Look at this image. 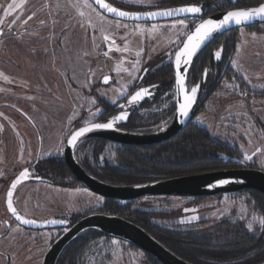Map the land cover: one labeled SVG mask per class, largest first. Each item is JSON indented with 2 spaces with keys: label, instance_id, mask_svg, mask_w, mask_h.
<instances>
[{
  "label": "rangeland",
  "instance_id": "obj_1",
  "mask_svg": "<svg viewBox=\"0 0 264 264\" xmlns=\"http://www.w3.org/2000/svg\"><path fill=\"white\" fill-rule=\"evenodd\" d=\"M112 1L129 7H157L170 0ZM214 1L229 6L235 0ZM196 21L127 22L109 18L90 0H0V29L4 31L0 36V237L8 230L0 238V264L7 261L3 251L10 256L8 264H42L57 234L56 230L30 231L11 220L5 202L16 174L37 157L59 156L70 132L98 116L100 99L114 102L129 92L144 68L171 63ZM226 38L236 43L233 74L194 119L233 146L248 167L264 170V94L255 93L264 89V23L240 27ZM106 76L111 81L102 82ZM247 198L246 192L207 199L143 197L135 206L155 213V219L179 218L157 221L228 220L237 222L236 228L244 224L248 232L260 233L264 216L251 213ZM103 201L80 187L37 182L21 183L15 196L16 206L34 220L52 219L58 210L81 213L85 206L96 208ZM207 227L211 237L218 235L227 242L236 232L227 225L219 230L212 224ZM94 241L92 264H152L143 251L126 242Z\"/></svg>",
  "mask_w": 264,
  "mask_h": 264
},
{
  "label": "flooded vegetation",
  "instance_id": "obj_2",
  "mask_svg": "<svg viewBox=\"0 0 264 264\" xmlns=\"http://www.w3.org/2000/svg\"><path fill=\"white\" fill-rule=\"evenodd\" d=\"M184 4H195V5L202 4V15L199 17H191V18L197 19L196 23L200 19L220 11L217 9L216 11L211 12L212 10H209L208 7L204 9L203 3H188L186 1L185 3H173L171 0L167 4L157 6V7L178 6V5H184ZM215 4L217 6L220 5L219 3H215ZM157 7H136V8H127V9L140 10V9H150V8H157ZM208 12H210V14H208ZM180 19H187V18H180ZM173 20H177V19H173ZM169 21H172V20L159 21V22H140V23L154 24V23H164V22H169ZM3 32L4 31L0 29V36L2 35ZM225 33H223V35L221 34L218 37H216L200 53L199 57L201 56V61L205 63V65L203 68L204 70L203 72H201L199 77L194 79V77H192L193 74H191V76L189 74L188 76L189 89L197 84L200 85V89H199V92H198V95H197V98L194 104V114H193L192 119L175 137L168 139L166 141H162L160 143L148 145V146L124 144V143L112 141L109 139H105L102 137H92V138L83 139L76 145V157L79 163L84 167V169L87 172L94 175L95 177L105 182L115 184V185H131V184L147 183V182L156 181L159 179L169 178L167 177L168 174L165 173L167 171L160 170V169H151V170L148 169L147 170L144 166H141L138 163V158L140 156H144V157L151 156L153 154L152 152L153 150H156L158 147L164 146V145H165L164 150L167 152H164L163 155L168 157V150H167L166 145H168L170 141L176 138L188 125L192 123H197L201 125L202 127L206 128L208 133L212 136V138L218 141H222L218 136L213 135L210 132V129L205 124L196 121L194 118L197 117V115L199 114L201 109L204 108V105L208 102V100L212 98V95L216 92V90L220 88L225 78L230 76L229 70H231L232 68L231 64L233 60L235 47L233 44L230 45L231 44L230 39L226 38L227 34ZM217 51L221 52V55L219 58L215 56V53ZM209 53L211 54L209 55ZM163 66L164 65L158 66L156 69L152 68V66H148L144 68L142 72L138 74V77L136 78V80H134L135 82H133V84L130 86L129 92L117 98L114 102L100 99V102H98V108H100L101 110L98 116L92 121H87L85 123L77 125L74 129H76L77 127L81 125L92 123V122H108L113 116L118 115L121 111H125V110L129 111L127 119L123 121L114 122V126L119 129L130 131V132H137V133H151V132H158V131H161L167 128L172 122L173 117L176 112L175 77H174V72H173V64H172V71L169 73L162 71L164 68ZM102 77H104V75ZM109 81H111V77ZM138 89H147L149 94L145 95L144 98L140 100L139 102L128 106V104L125 102L127 101L128 97ZM255 93L258 95H263L264 89L263 91H259ZM121 105H125L127 107L121 108L120 107ZM66 141L62 148V153L59 156L52 155L46 159L42 157L40 158L37 157L35 161L23 167L16 174V176L20 172L27 169L28 178L23 182L48 183L53 187L58 186L62 188H76V187L79 188L80 187L82 188V190L86 192L88 191L91 194H94L102 198L104 200L103 201L104 204H101L100 206L96 208H92L90 205L85 206L84 208L85 210L82 211L81 213L77 211H69V210L59 211L58 210V212L56 213V216H54L52 219H45V220H39V221L58 220L62 222V224L55 226V227H46V228H41V229L31 228V227L22 225L10 214L8 208L6 207L7 211L10 214L11 220L13 219L21 227L25 229H28L30 231H43V230H47V231L56 230L57 231V234L52 238L51 242L49 243L47 250L49 249L51 244L56 240V238L59 237L67 228H69L74 223H76L77 221H79L80 219H82L83 217L91 213H109V214H115V215L122 216L126 219H129L133 221L134 223L142 226L144 229H146L151 235H153L156 239H158L161 243H163L166 247H168L175 254H177L183 259L191 263H194V264H216V261L211 258V255L204 254L202 250L207 249L206 251H210L212 249L217 250L218 248L219 249L225 248L227 243H230L232 246H234L237 241L236 238L239 239V237H237L239 233L238 231L244 232V239L253 240L255 238L260 237V235L262 234V232L260 233L248 232L246 228L247 226H245L244 224H243L244 227L236 228L237 222L230 223L228 220L226 221L223 220L221 222H216V223H207L206 222L207 218H205L202 220L198 219V220L187 221V222H180V223L178 222L174 224H171L170 222L157 221V219H161V220L163 219L166 221V220H173V219H179V218L162 216V217H157L155 219V217L153 216V214L155 213L140 209L138 208V206H135L138 199L143 198V197H162L164 196V197H181V198L182 197H192V198H197V199H207V198H212L217 195L188 196V195H173V194H157V195H144V196L131 199V200H121V199L108 198L101 194H98L97 192L92 191L91 189L86 187L84 184H82L80 181H78L73 175L72 173L73 171L69 168V166L67 165L65 161L64 147L66 145ZM223 144H227V143L223 142ZM131 148H134L137 152L127 153L126 150H130ZM42 150L43 148L41 149V152H43ZM226 151H223L224 153L222 152L223 153L222 156H224L225 158L234 156L235 158L241 159L243 161V159L239 156V154L237 155L234 152L235 150L233 151L232 149L231 151H228V150ZM106 154H108V157L106 156ZM138 167H141V168H138ZM112 172H145V173H140L142 174V176L139 178L140 179L139 181L137 180L136 181H132V180L122 181L119 179L110 178V176L113 177L112 175H109V174H112ZM16 193H15V196H16ZM218 195H221V194H218ZM15 196H14V201H15ZM111 204L115 205V207L118 208L116 213L111 212V209L109 208V205ZM18 210L23 215H25L24 214L26 212L25 210L21 208H18ZM118 213H122V214L124 213L127 216H124ZM139 213H142V214L148 213L149 216H146V218L143 220L137 219L136 214H139ZM160 214H167V213L161 212ZM169 214H172V213L169 212ZM209 224H212L218 230L220 229V227L223 228L226 225L232 226L236 228V232L232 233L231 241H228V242L223 241V238L218 237V235L217 237L210 236L209 231L207 230L208 229L207 226ZM243 229H245V231ZM90 230H95V229H89L84 232L90 233ZM7 233H8V230L2 233L0 238L3 237L2 235L5 236ZM87 233L84 236V241H81L83 237H81V234H79L74 240H72L64 248L61 255L59 256L57 264H62V263H59V260L64 254V252L66 251V249L68 248H70V251L75 253L74 256L72 257V262H73L72 264H92L91 262L92 256L90 252V247L92 243L90 239L91 235H87ZM178 233H180L183 236L182 239H185L184 243L180 242L179 252L171 248L165 242L166 240H171V238H173L172 236L167 237L166 235L168 234L175 235ZM95 236H96V239L97 238H100V239L101 238H110V239L112 238V239H117L119 241L126 242L130 246L143 251L146 254V256L149 259H151L150 253L142 250L141 248L135 246L134 244L130 242H127L125 240H122L116 237L108 236L104 233H99V234L96 233ZM1 251L2 250H0V254L2 253ZM3 253L5 254V257H7L6 259L7 261L5 264H8L10 261V256L7 255V253L4 251Z\"/></svg>",
  "mask_w": 264,
  "mask_h": 264
},
{
  "label": "water",
  "instance_id": "obj_3",
  "mask_svg": "<svg viewBox=\"0 0 264 264\" xmlns=\"http://www.w3.org/2000/svg\"><path fill=\"white\" fill-rule=\"evenodd\" d=\"M103 14L106 16L119 19L129 22H159V21H167L173 19L180 18H191V17H199L202 15V4H184L178 6H167V7H157L150 9H140L133 10L127 9L118 6L111 0H90ZM264 3L261 2L260 4ZM108 4L111 7H114L118 10L127 11L130 13H144L145 15H131V16H120L119 12H110L103 5ZM258 5L253 6H241L220 10L216 13L208 15L202 19H200L193 28L186 34L180 45L175 51L172 64H173V72L175 77V96H176V112L173 117L170 125L158 132L151 133H137L130 132L126 130L119 129L115 126L111 128H98L93 129L85 133L82 137H79L75 143V145H70L68 140L71 138V135L74 134L82 127H90L92 124H103L107 122H92L88 124L81 125L74 129L68 139L66 141V145L64 147V156L65 161L69 168L73 171V175L75 178L84 184L86 187L91 189L98 194H101L108 198L121 199V200H131L144 195H157V194H173V195H188V196H211L218 195L224 193H236L240 192L244 189H253L264 193V170L252 168V167H234V168H225V169H217L210 170L205 172H198L193 174H186L176 177H170L165 179H159L156 181H151L147 183L140 184H131V185H115L108 182H105L91 173L87 172L84 167L79 163L76 157V145L83 139L92 138V137H102L105 139H109L112 141L130 144V145H139V146H148L160 143L162 141H166L175 137L192 119L194 114V104L200 89V85L198 86V90L195 96V101L191 106L190 113L187 117H181L178 114V106L183 102L184 95L191 94V87L189 89L188 85V76L190 72V68L194 62V60L198 57V55L203 51V49L216 37L219 35L240 27H246L249 25L264 23V16L256 17L252 20L244 22L242 24H231L230 26H226L224 29L214 33L209 40L201 45L199 49L195 52V54L190 58V62L185 65L184 57H181V63L179 69H177L176 65V54L181 51L183 45L187 43V36L189 34H193L195 32V28L200 25L203 21L208 19L220 20L227 14L229 11L240 10V9H250L258 7ZM198 6L201 8V12L198 14H190V13H182V12H173L171 16H148L146 13L149 12H157L163 11L166 9H178L180 7H191ZM177 72L181 76H184V90L181 91L177 84ZM110 77H108V80ZM103 82H105L103 80ZM141 89L136 90L135 92ZM132 93L125 103L128 104L131 96L135 94ZM129 113V111H127ZM120 114V113H119ZM118 114V115H119ZM115 115L113 117H116ZM112 117V118H113ZM112 118L110 120H112ZM109 120V121H110ZM108 121V122H109ZM20 172L11 182L7 194H6V207L8 208L10 214L22 225L27 227L41 229L46 227H55L61 225L62 222L58 220H47V221H39L27 218L23 215L15 205L14 196L17 191L19 185L25 181L27 178L21 176ZM19 180L15 189L11 186L13 183ZM9 192H11V204L12 207H9ZM12 208L16 209V213L12 212ZM23 217V219H18L17 217ZM24 219L31 220L33 223L26 224L24 223ZM95 229L101 233H104L108 236L116 237L127 242L134 244L135 246L141 248L142 250L150 253L154 256L161 264H194L191 263L182 257L175 254L168 247H166L163 243H161L158 239H156L153 235H151L146 229L142 226L134 223L133 221L126 219L122 216L109 214V213H91L72 226L67 228L56 240L51 244L49 249L47 250L43 263L42 264H57L59 256L61 255L64 248L74 240L79 234L83 233L86 230ZM258 264H264V261Z\"/></svg>",
  "mask_w": 264,
  "mask_h": 264
},
{
  "label": "trees",
  "instance_id": "obj_4",
  "mask_svg": "<svg viewBox=\"0 0 264 264\" xmlns=\"http://www.w3.org/2000/svg\"><path fill=\"white\" fill-rule=\"evenodd\" d=\"M112 1V0H111ZM173 3H203L204 9L208 7L211 12L221 9L241 7V6H253L258 5L264 0H235L229 6H224L223 4L217 6L214 0H171ZM113 2V1H112ZM120 7L123 8H136L129 7L128 5L114 2ZM210 14V12H208ZM258 24L246 26L248 28H252ZM236 29H232L229 32H232ZM227 32L225 34H228ZM223 35V34H222ZM231 44L235 46L234 40L230 39ZM235 43V44H234ZM207 50V49H206ZM210 50V49H209ZM208 50V51H209ZM207 51V52H208ZM205 53V52H204ZM211 53H209L210 55ZM200 55V54H199ZM194 60L191 68H190V76L191 74L194 79L199 77L201 72H203V68L205 63L201 61V56ZM208 55V56H209ZM200 60V61H199ZM166 73L172 71V63H168L165 65L163 70ZM233 69L229 70L230 75L233 74ZM238 80H241V76H237ZM168 150V157L164 156L163 153L167 152L164 150V146L158 147L156 150H153V154L148 157L140 156L138 158V163L141 166H144L148 169H160L166 170L165 172L167 177H176L186 174H193L198 172H205L210 170L217 169H225V168H234V167H248L245 162L241 159L235 158L234 156H230L229 158H225L222 156L223 151H231L232 148L227 144H223L222 141H218L208 133L207 129L202 127L197 123H192L188 125L176 138L169 142L166 145ZM234 151V150H233ZM127 153H136L137 151L134 148L130 150H126ZM223 152V153H222ZM227 152V151H226ZM235 152V151H234ZM236 153V152H235ZM141 168V167H138ZM145 172H112L113 177L110 178L119 179L122 181H139L142 174ZM246 192L248 194L247 205L250 207V211L252 214L260 213L264 216V193L253 190V189H244L240 192ZM234 193V194H236ZM113 203V202H111ZM111 212L116 213L118 208L115 205H109ZM124 216V213H118ZM147 214H136L137 219H145ZM264 228V226H263ZM239 239L236 241L235 245L232 246L230 243L226 244L225 248L212 249L210 251L202 250L204 254H210L211 258L216 261V264H258L264 261V231L260 237L255 239H244V232L238 231ZM87 232L81 234L82 240L84 241V236ZM91 233V234H90ZM90 233L87 235H91V242H95L96 239L95 234L101 233L97 230H90ZM176 235V236H175ZM175 235H166L172 236L171 240H166V244H168L171 248L180 250V242L184 243L185 239H182V235L180 233ZM165 237V236H164ZM242 244V246H241ZM231 245V246H230ZM240 246V247H239ZM74 252L70 251V248L66 249L64 254L59 260V263L62 264H72V257L74 256ZM150 261L152 264H160L153 256L150 255Z\"/></svg>",
  "mask_w": 264,
  "mask_h": 264
},
{
  "label": "snow or ice",
  "instance_id": "obj_5",
  "mask_svg": "<svg viewBox=\"0 0 264 264\" xmlns=\"http://www.w3.org/2000/svg\"><path fill=\"white\" fill-rule=\"evenodd\" d=\"M102 2V0H100ZM108 11L110 12H119L120 16H139V15H145L144 13H130L127 11L123 10H118L114 7H111L108 4L103 5ZM9 9H12L14 5L10 4ZM173 12H182V13H190V14H198L201 12V8L198 6H191V7H180L178 9H166L163 11H157V12H149L146 13L148 16H171ZM264 16V3L260 4L258 7L255 8H250V9H240V10H234V11H229L227 12L226 15L220 20H214V19H208L203 21L200 25H198L195 28V32L193 34H189L187 36V43H185L181 49L180 52L176 54V65L177 69H179L180 63H181V57H184V63L187 65L190 62V58L195 54L197 49L201 47L203 43H205L207 40L211 38V36L224 29L226 26H230L231 24L235 23L237 25L242 24L244 22H247L249 20H252L256 17H262ZM180 25H184V21L180 20L179 21ZM221 55L220 51H217L215 53V56L219 58ZM104 81H108V77L106 76L104 78ZM177 84L179 86V89L181 91L184 90V76H181L179 72H177ZM198 90V86H195L191 89V94H185L183 102L179 104L178 106V114L181 117H187L190 113V109L192 104L195 101V96ZM149 94L147 89H141L137 92H135L134 95L131 96L130 100L128 101V106L139 102L144 98L145 95ZM121 108H126L127 106L121 105ZM128 117V112L121 111L120 114L116 117H113L112 120H110L107 123L103 124H92L90 127H82L78 131H76L74 134L71 135V138L68 140V143L70 145H75L77 139L79 137H82L85 133L92 131L93 129H98V128H111L114 126L115 121H123L126 120ZM257 152L260 151L259 148L256 150ZM246 159H251L250 156H246ZM21 176L27 178L28 176V170L25 169L23 173H21ZM20 181L17 180L16 183L12 184V188L15 189L17 186V183ZM9 207H12L11 204V192H9V201H8ZM12 212L15 214L16 209L12 208ZM18 219H23V217H17ZM24 223L30 224L33 223L31 220L24 219ZM251 227V225H249Z\"/></svg>",
  "mask_w": 264,
  "mask_h": 264
}]
</instances>
